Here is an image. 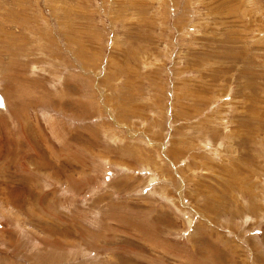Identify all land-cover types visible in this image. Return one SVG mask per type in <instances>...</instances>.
Instances as JSON below:
<instances>
[{"label": "rangeland", "instance_id": "rangeland-1", "mask_svg": "<svg viewBox=\"0 0 264 264\" xmlns=\"http://www.w3.org/2000/svg\"><path fill=\"white\" fill-rule=\"evenodd\" d=\"M0 95V264H264V0H0Z\"/></svg>", "mask_w": 264, "mask_h": 264}, {"label": "bare ground", "instance_id": "bare-ground-1", "mask_svg": "<svg viewBox=\"0 0 264 264\" xmlns=\"http://www.w3.org/2000/svg\"><path fill=\"white\" fill-rule=\"evenodd\" d=\"M7 50V52L9 51L8 49H6ZM5 50V51H6ZM11 53V52H10ZM10 55V54H9ZM13 56L11 55V58H12ZM0 98H1V102H2V106L0 107V109L1 110H5V106H4V102H3V98H2V96L0 95Z\"/></svg>", "mask_w": 264, "mask_h": 264}, {"label": "water", "instance_id": "water-1", "mask_svg": "<svg viewBox=\"0 0 264 264\" xmlns=\"http://www.w3.org/2000/svg\"><path fill=\"white\" fill-rule=\"evenodd\" d=\"M2 106L1 98H0V107Z\"/></svg>", "mask_w": 264, "mask_h": 264}, {"label": "crops", "instance_id": "crops-1", "mask_svg": "<svg viewBox=\"0 0 264 264\" xmlns=\"http://www.w3.org/2000/svg\"><path fill=\"white\" fill-rule=\"evenodd\" d=\"M2 96V95H1ZM3 98V97H2ZM3 100H4V98H3ZM4 102H5V100H4ZM6 106V105H5Z\"/></svg>", "mask_w": 264, "mask_h": 264}]
</instances>
